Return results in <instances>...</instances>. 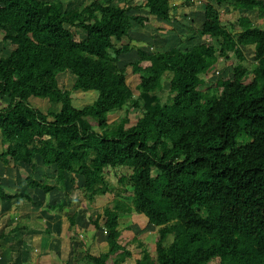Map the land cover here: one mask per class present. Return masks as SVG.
I'll use <instances>...</instances> for the list:
<instances>
[{
  "label": "trees",
  "instance_id": "1",
  "mask_svg": "<svg viewBox=\"0 0 264 264\" xmlns=\"http://www.w3.org/2000/svg\"><path fill=\"white\" fill-rule=\"evenodd\" d=\"M196 1L203 2L201 11L208 16L200 32L218 45L183 47L179 36V44L148 52L137 45L142 40L133 28L152 19L173 22L171 0L135 5L87 0L69 8L63 0H0V16L10 21L8 28L0 24L1 41L10 48L0 53V100L5 101L0 105V162L19 172L25 167L34 172L38 164L53 172H45L44 181L23 172L18 181L24 187L16 193L0 182V204L23 198L42 205L29 192L37 189L59 190L64 198L80 191L92 204L109 196L103 212L89 217L96 232L104 230L108 250H86L89 264H125L132 258L119 238L121 216L133 211L158 228L155 255L135 234L133 241L141 247L135 264L215 259L264 264V28L241 15L237 32L221 20L220 7L230 0ZM232 1L264 18V0ZM143 8L148 15L132 13ZM240 45L254 46L257 65L251 80L235 73L200 96L202 75L218 65L228 47L244 59ZM129 68L140 76L137 93L128 81ZM66 71L76 76L72 89L59 83ZM73 91L97 96L76 107ZM35 97L48 99L50 107L34 106ZM125 107V115L110 122V114ZM132 108L142 116L127 126ZM113 171L118 185L109 179ZM69 178L75 182L70 191ZM79 200L67 204L63 199L45 211ZM78 216V210L68 216L74 232ZM9 225L0 230V240H23L27 225ZM21 256L30 264L33 248L25 247Z\"/></svg>",
  "mask_w": 264,
  "mask_h": 264
},
{
  "label": "rangeland",
  "instance_id": "2",
  "mask_svg": "<svg viewBox=\"0 0 264 264\" xmlns=\"http://www.w3.org/2000/svg\"><path fill=\"white\" fill-rule=\"evenodd\" d=\"M79 1L81 2V0ZM137 1L140 0H136V2ZM73 2L67 3V5L74 6V4L78 5V3H80L78 2L76 4ZM235 3V1L230 0L228 4L221 5V20L224 23L230 25L232 24V26H234V30L239 32L240 27L237 22L238 18L241 15H246L253 20L255 25L264 28V18L260 19L256 10L247 9L244 6L238 4H236L237 6H235ZM199 4L200 3L197 1L192 2V4H188L185 3L184 0H175L174 5L177 9L175 10V19H173V22L165 23L154 21L152 19L148 24H146L145 27L137 25V29L139 31H141L142 28H147V30L143 33H145L148 38L150 36L153 38L152 42L150 43V41H148L143 34V40L140 41L137 45L139 47L141 46L148 52H156L164 48L167 49L175 44H179L181 42L180 37L184 39V41L182 42L183 45L181 44V46L183 47H191L202 42L218 45L216 40H212L208 36L202 35L200 32L202 24L208 18V16L204 14V12H201V9L203 8ZM195 13H197V15H195ZM186 15L188 18L190 17L189 20H186ZM0 24H2L5 28H8L10 25V21L8 18L5 19L0 16ZM172 26H177V28L175 29V31H173L174 33H169L168 30H171ZM158 28H164L165 31L160 32ZM1 37L2 34L0 33V53L4 55L10 51V48L5 46V44L1 41ZM240 48L242 49L244 59H241L239 57V55L235 52V49H233L232 47H228L225 51V54L220 59L218 65L202 75V78L205 83L198 88L200 96H203L204 92L209 90V88H214L218 86V84H226L228 81H231L235 73L244 74V78L246 81L251 80L252 71L257 65L254 60V46L240 45ZM123 61L126 62L128 61V59L124 58L122 62ZM145 64H148V62ZM58 79L62 87L66 89H72L76 76L71 73V71H66L60 73ZM128 81L137 93L136 85L140 81V76L138 74H134L131 68L128 69ZM161 94L163 96V99L166 100L169 95L167 83H165V87L162 90ZM72 96L74 105L76 107H83L86 104L92 103L93 100L96 98L97 93L95 91H73ZM32 104L44 111H46L50 107V102L48 101V99H40L37 97L32 100ZM0 105H5V101L0 100ZM125 111L126 107L124 110L111 113L110 122H113L123 117L125 115ZM127 115L130 119V122L127 124V126H131L135 124L137 120L142 116V111L137 108L128 109ZM46 173L51 174L53 172L50 170ZM118 177L119 175L116 174L114 171L111 172L109 175V179L114 185H118ZM74 185L75 182L72 180V178H69L67 181L68 190L70 191ZM62 193L64 194V192ZM130 196L131 193L129 192V195L127 196L128 202H130ZM76 197L81 199L79 200V202L76 201L73 205V208H78L79 211V217L77 220L78 227L76 228L75 232L71 230L69 228V220L65 218L63 221L65 222V228L62 229L63 227H61L62 232L58 233L55 229L52 230V233L55 238L59 239L53 240L51 243H53V247L55 248V250L59 251L61 258L68 259L71 263L73 262L72 264H89L83 257L85 255L86 250L90 249L91 253L93 254H99L103 251L108 250V244L105 240L106 235L104 233V230H98L96 232V229L89 223V217L90 215L96 216V214L102 213L105 204L109 201L110 197L101 196L95 204H92L84 199L83 194L80 191H76L75 194L65 197L66 203L69 204L70 202H72L71 200L76 199ZM50 204L51 203H47L45 206L47 207V205ZM34 220L38 222L34 223V226L36 227V233L32 231L28 234L29 236L27 237L31 238V242L33 243L32 246L37 247L40 238V235H37V233L39 234L40 232L41 236L44 234V232L46 234V228L50 223V220L48 219L47 215L44 214L43 209L39 211L37 218ZM19 221L21 222V220ZM147 221L148 218L145 215L139 213L137 214L134 211L132 213L123 214L121 216V228L123 229V232L121 237L119 238V241L123 245H126L133 252L132 258L128 259L125 264H135L136 259L140 257L141 247L137 242L133 241V238L136 233L139 235L140 240L148 247L151 253L153 255L156 254L155 251L156 241L158 239V228L153 225H149ZM72 236L76 237V239H74V242L70 239V237ZM61 237L63 239L62 244ZM170 239H172V237ZM62 246L67 248V251L65 253H62L61 251ZM70 249L71 251H69ZM42 252L43 251L34 252L36 256L35 258H37L38 260V264H43L45 262L43 258H40L44 254ZM7 253H11L10 247L7 249ZM71 253H73V255H71ZM56 261L59 260L57 259ZM219 262V259H215L209 264H219Z\"/></svg>",
  "mask_w": 264,
  "mask_h": 264
},
{
  "label": "crops",
  "instance_id": "3",
  "mask_svg": "<svg viewBox=\"0 0 264 264\" xmlns=\"http://www.w3.org/2000/svg\"><path fill=\"white\" fill-rule=\"evenodd\" d=\"M101 1L107 2L108 0H101ZM114 1H117V2L119 1L120 3H123V0H114ZM127 1L129 2L130 5H135L136 3H139L142 0L137 1V2L136 0H127ZM63 2H64V6L66 8H69V7H72L73 5H67V3L73 2L77 4L80 1L79 0H63ZM81 2H84V0H81ZM172 2L175 4V0H172ZM197 2L200 3L199 4L200 6L203 5L202 1H197ZM132 13L137 14V15H148L149 11L148 9H145V8L140 9V10L133 9ZM195 15H197V13H195ZM189 19L190 17L188 18V20ZM154 21H157V20L154 19ZM137 28H138L137 25H135L133 28L137 38L143 40V34H144V37L148 41H151L153 39L151 36L148 38L145 35V33H143L147 30V28H144V29L142 28L143 31L142 30L139 31ZM163 31H165V29L161 30L160 32H163ZM0 147H1V134H0ZM45 169L46 168L42 164H38L34 172H32L30 167H25L23 168L22 171L19 172L16 168L3 166L2 163L0 162V182L7 188L13 187L11 188V190L12 192L16 193L18 190H21L24 187V184L19 186V181H18L19 178L23 179V175H22L23 171L24 173L33 174L35 178L39 179L40 181H44L45 172H46ZM29 192L32 194L33 199L35 201L42 202V205L31 203L27 199H23V198H16L10 202H3L2 204H0V210H1L0 211V230L2 228H5L6 226H8L7 229H9L10 223L14 225H19V224L27 225V229H25V231L22 232L24 236L23 240H20L18 237H14L13 241H7L4 239L0 240V264H26V262H24L23 257L21 256V253L23 252V249L25 247H28L31 249L33 248V258L30 261V264H38V260L37 258H35L36 256L34 254L35 251H43L42 253L44 254L42 255V257H40V258H43L45 261L43 264H72L73 262L71 263L68 259L61 258L59 251H56L55 248L53 247V243L51 242L59 238H55V236L52 233V230L55 229L56 232L58 233L62 232L61 227H63L62 229L65 228L64 227L65 222H63L64 219L65 218L68 219V216L71 215L74 210H78V208H73V205H74L73 204L71 206L68 205L66 207L67 209L66 208H64L63 210L52 209L51 211H45V207H46L45 205L47 203H51L53 206H59L63 199H65L64 202L66 203V198H64L65 195L59 190H53L49 193H45L41 189H37L34 191L30 190ZM42 209H43L44 214H46L48 219L50 220V223L48 224L46 228V231H47L46 234L44 232V234L41 236L40 232L39 234L37 233V235H40L39 243L37 244V247H33L31 238L27 236H29L28 234L30 232L32 231L35 232L36 227L34 226V223H38V222L35 221L34 219L37 218L39 211H41ZM19 220H21V222ZM42 229H39V230H42ZM48 230L51 233H48ZM62 241L63 239L61 237V244H62ZM40 243H42V247H39ZM9 247H10V251L12 254L7 253V249ZM61 251L62 253H65L67 251V248L62 246ZM69 251H71V249ZM71 255H73V253H71ZM56 258L59 261H56L57 260Z\"/></svg>",
  "mask_w": 264,
  "mask_h": 264
}]
</instances>
